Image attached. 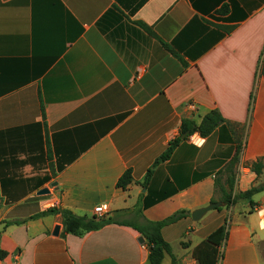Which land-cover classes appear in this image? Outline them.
<instances>
[{
	"label": "crops",
	"instance_id": "1",
	"mask_svg": "<svg viewBox=\"0 0 264 264\" xmlns=\"http://www.w3.org/2000/svg\"><path fill=\"white\" fill-rule=\"evenodd\" d=\"M122 1L0 0V264H150L133 227L62 234L59 214L29 218L49 207L133 223L136 207L148 220L185 210L162 228L175 264H197L192 249L220 225L217 264H264V189L229 205L215 190L235 151L232 197L264 179L247 167L264 161V0H146L133 13ZM211 109L225 122L155 164L183 118Z\"/></svg>",
	"mask_w": 264,
	"mask_h": 264
},
{
	"label": "trees",
	"instance_id": "2",
	"mask_svg": "<svg viewBox=\"0 0 264 264\" xmlns=\"http://www.w3.org/2000/svg\"><path fill=\"white\" fill-rule=\"evenodd\" d=\"M123 2L122 0H119ZM131 1H136V3L130 8V12L133 13L136 11L146 0H125V3H130ZM141 23V22H139ZM141 25L153 36L154 32L145 24L141 23ZM166 48L171 50L168 44L162 43ZM262 73L264 75V60L262 64ZM225 119L222 117L218 109H211L207 113H205L199 122H196L194 119L183 118L180 125L179 135L168 142V145L165 151L160 155V157L155 161V164L160 160L167 159L173 149L177 146V144L182 140L181 134L187 132V135L183 138L185 139L188 135L193 133H198L202 137H206L211 134L218 126H220ZM238 162V152L231 156L229 161H227L224 165L223 172H217L215 175V190L221 193V198L223 202L227 205L234 203L236 200L245 199L250 201L251 204H254L252 201V196L256 192H259L264 189V179L258 185H253L249 189L245 191H241L236 193L232 197L231 190L233 188L234 183V175H233V166ZM247 167L256 174V176H263L264 178V161L261 158H257L256 160L247 164ZM150 170H148L145 180L143 184L146 182L147 177L149 176ZM222 173V175H220ZM225 177L223 178V175ZM133 181L131 169H127L124 173L118 178L116 185L125 189L131 182ZM168 194H163V196H167ZM163 198V197H162ZM135 213L141 217L140 221L133 223L127 220H119L113 217H99V216H87V215H78L73 213L71 210L66 208H57V207H49L45 210H42L29 218H37L41 216H45L47 214H59L61 216V222L63 225L64 233H71L73 235L80 236L85 232L91 230H97L108 223H117V224H125L133 227L137 230L146 240V244L149 248L148 260L150 264H161L163 256L165 253L169 254L172 260V264H175V257L172 254L170 244L163 238L162 236V228L169 224H173L186 216L188 214L185 210H179L174 212L173 214L160 219V220H148L142 216V208L136 207ZM24 220L23 219H14V220H5L3 221L4 226L10 224H20ZM226 235L225 225H220L215 230H213L205 239H203L199 244H197L191 252L192 257L197 261V264H217L218 258V248ZM7 256V251L0 247V260L4 259Z\"/></svg>",
	"mask_w": 264,
	"mask_h": 264
},
{
	"label": "water",
	"instance_id": "3",
	"mask_svg": "<svg viewBox=\"0 0 264 264\" xmlns=\"http://www.w3.org/2000/svg\"><path fill=\"white\" fill-rule=\"evenodd\" d=\"M186 135H187V132H184L183 134H181V138L183 139ZM51 186H52L54 189H56V182H55V181L52 182V183H51ZM49 192H50V189H49L48 187H43V188H41V189L38 190L37 194H38V195H42V194H48ZM221 205H222V203L219 202V201L211 202V203H209L208 205H206V206H204V207H200V208H197V209L193 210V211L191 212V217H192L193 220H198V219H200V218L202 217V215H204L207 211H209V210H211V209H213V208H215V207L221 206ZM58 233H59V225L57 224V225L54 227V229H53V231H52V234H53V235H57ZM138 241H139L140 243H143V242H144V238H143V236H140V237L138 238Z\"/></svg>",
	"mask_w": 264,
	"mask_h": 264
},
{
	"label": "built area",
	"instance_id": "4",
	"mask_svg": "<svg viewBox=\"0 0 264 264\" xmlns=\"http://www.w3.org/2000/svg\"><path fill=\"white\" fill-rule=\"evenodd\" d=\"M103 211H104V209L101 206H97V207L94 208V213L97 214V215L101 216L103 214Z\"/></svg>",
	"mask_w": 264,
	"mask_h": 264
}]
</instances>
